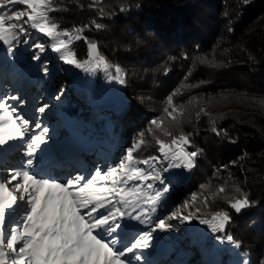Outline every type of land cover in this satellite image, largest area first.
<instances>
[{
	"label": "trees",
	"instance_id": "16d2710c",
	"mask_svg": "<svg viewBox=\"0 0 264 264\" xmlns=\"http://www.w3.org/2000/svg\"><path fill=\"white\" fill-rule=\"evenodd\" d=\"M89 3L63 0L62 6L69 11L50 15L62 27L92 20L104 25L99 30L92 25L83 35L98 44L110 65L123 70L125 110L121 115L102 113L91 123L83 118L84 126L95 132L111 116L113 139L136 138L151 120L160 119L174 135H189L188 150L203 151L190 180L173 189L169 200L179 206L195 194L198 198L185 208L186 213L196 208L201 215L229 211L232 221L227 232L240 242L253 264H259L264 259V0H102L94 8ZM101 8L104 15L99 14ZM32 40L46 42L47 38L35 34ZM72 48L78 59L87 58L84 40L74 41ZM41 58L50 67L49 54ZM56 85L52 74L50 91ZM177 88L180 93L173 103L185 111L180 123L173 125L163 109L167 96ZM64 97L76 116L89 108L70 91ZM201 109L209 115L197 118ZM213 126L218 133L212 132ZM156 135L166 142L171 139L160 132ZM145 138L149 144L141 153L154 154L159 145L150 135ZM202 184L209 189L202 190ZM220 186L227 192L212 197ZM233 186H239L251 201L240 213L230 209L225 199L241 195ZM172 225L176 233L185 234L188 229L178 220ZM177 251L201 263L200 255L186 242Z\"/></svg>",
	"mask_w": 264,
	"mask_h": 264
},
{
	"label": "snow or ice",
	"instance_id": "6c2138e0",
	"mask_svg": "<svg viewBox=\"0 0 264 264\" xmlns=\"http://www.w3.org/2000/svg\"><path fill=\"white\" fill-rule=\"evenodd\" d=\"M100 3L102 0H91L88 7L94 8ZM18 5L24 7L18 8ZM62 5L63 0H0V43L5 51L15 56L14 49L24 44L33 50L31 59L39 61L41 54L50 48L65 64L86 72L103 68L109 79L119 78V83L125 84L123 70L118 65H110L100 55L98 44L83 35L92 25L98 30L104 25L92 20L91 24L62 27L50 15L69 11ZM79 7L83 9L84 5ZM99 14H105L103 8ZM34 33L43 34L46 42L33 41ZM79 40L86 42L84 60L78 59V53L72 48L73 42ZM43 70L47 74L46 64ZM179 93L177 88L169 94L163 109L173 125L180 123L185 111L183 106L173 103V97ZM60 95L54 98L59 100ZM24 104L21 96L0 92V264H140L143 259L140 250L152 246L154 233L172 230L173 225L166 221L193 219L195 213L185 214L183 209L197 199L195 194L190 201L172 205L165 215H156L165 209L170 192L164 174L174 170L191 171L203 151L188 150L186 146L192 145L189 135L181 132L176 136L164 127L163 120L153 119L146 131L137 133L117 162L103 169L94 167L69 173L64 178L49 176L40 163L44 159L41 154L46 149L42 145L49 127L38 117L33 120L24 115L21 111ZM48 107L44 104L34 111L42 115ZM202 113L209 115L201 109L196 113L197 118ZM211 130L218 133L215 126ZM156 132L170 137V141L161 139ZM146 135L159 145V155L144 158L137 155L149 144ZM11 155L18 157L14 163L6 159ZM209 187L200 185L205 191ZM233 187L241 195L231 199L225 196V199L230 209L240 213L251 201L239 186ZM226 192V187L220 186L211 196ZM207 200L205 197V203ZM231 221L230 212L220 210L199 222L207 225L216 241L239 249L240 242L227 232ZM234 264L251 262L240 258ZM259 264H264V259Z\"/></svg>",
	"mask_w": 264,
	"mask_h": 264
},
{
	"label": "rangeland",
	"instance_id": "374dc122",
	"mask_svg": "<svg viewBox=\"0 0 264 264\" xmlns=\"http://www.w3.org/2000/svg\"><path fill=\"white\" fill-rule=\"evenodd\" d=\"M17 7L23 8L24 6L18 5ZM14 52L15 56L8 54L5 51V46L0 43V92L6 91L1 87V84L3 85L5 82L2 79L4 73L13 74L15 72L19 84L17 93L21 94L25 101L21 108L22 113L29 118H33V120L38 117L44 126L49 127L45 144L42 145V148L46 149L45 153L41 154L44 159L40 162L45 174L64 178L71 172L75 174L78 171H88L94 167L103 169L109 164L117 162L135 138L125 136L124 138L113 139L109 132L111 116H106V122L95 132H92L90 126H84L82 120L87 118L91 123L96 122L95 120L102 113L111 112L115 115L123 113L125 110V97L123 84L119 83V78L109 79L103 68L86 72L81 68L65 64L57 58V53L49 48L46 51V56L48 53L52 61L50 67H47V72L50 71V75L53 74L56 77L57 83L54 91H50L51 76L43 70L45 65L42 64L43 57L39 61L31 59L33 50L24 44H20L14 49ZM110 71L112 70L110 69ZM112 74L115 75L113 71ZM68 91L89 105L88 110L76 116L69 108L64 97V94ZM61 92L62 95H60ZM55 95H60V99L56 100ZM44 104L49 105L48 109L42 115L37 114L34 109ZM39 131V129L36 130L37 133ZM63 142L73 144V146H69L68 151H66V148L63 149V146H61ZM157 149L154 154L150 155H159ZM68 155L71 157H63ZM137 155L140 158L149 156H143L141 152ZM17 158L14 155L11 162L14 163ZM72 158L80 159V161L78 164L73 161V165L70 166L71 162L67 160ZM192 170H174L164 174L170 192L168 193L165 209L158 211L156 215H165L168 208L175 205L169 200L170 193L179 185L190 180ZM196 196L198 198V195ZM177 210L179 211V209ZM183 212L187 214L185 209H183ZM189 212H194L195 215L193 219L184 221L188 225L185 234L173 231L174 226L170 232H155L152 246L140 250L143 256L140 264H234L240 258L247 259L253 264L251 258L241 250V247L233 249L228 243L216 241L207 225L199 222L201 218H210L213 213L201 215L193 209ZM175 221L177 220L166 222L172 224ZM178 222L181 221L178 220ZM141 227L143 228V226ZM183 242H186L187 247L200 255L201 263L193 262L190 259V254L176 252L178 246ZM237 253H239V256Z\"/></svg>",
	"mask_w": 264,
	"mask_h": 264
},
{
	"label": "bare ground",
	"instance_id": "6f19581e",
	"mask_svg": "<svg viewBox=\"0 0 264 264\" xmlns=\"http://www.w3.org/2000/svg\"><path fill=\"white\" fill-rule=\"evenodd\" d=\"M4 59V58H3ZM1 61V60H0ZM15 70L13 69V72H14ZM9 72V71H8ZM13 72H9V73H13ZM13 75V77H14V82H15V84H11V86L13 87V88H17L16 90H18V86H19V84H18V82H17V78H16V74H15V72L12 74ZM3 76H5V74L3 75ZM1 87H3V85L1 84ZM3 90H4V87L2 88ZM2 91V90H1ZM3 92V91H2ZM6 92V91H5ZM16 92V91H15ZM16 94V93H15ZM24 95V94H23ZM26 96H28L27 94H26ZM61 146H63V149H65L66 148V151H68V148H69V146H73V144H66V143H62L61 144ZM40 162H42V160L40 161ZM58 162V161H57ZM60 166V165H59ZM50 167V166H49ZM65 169V168H64ZM59 170V169H58ZM46 175H48V174H46ZM51 176V175H50ZM194 264V263H193Z\"/></svg>",
	"mask_w": 264,
	"mask_h": 264
}]
</instances>
